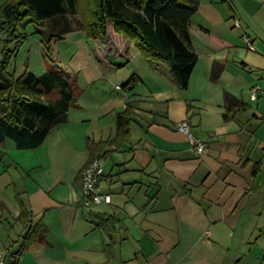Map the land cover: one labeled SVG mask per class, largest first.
<instances>
[{
	"label": "crops",
	"instance_id": "obj_1",
	"mask_svg": "<svg viewBox=\"0 0 264 264\" xmlns=\"http://www.w3.org/2000/svg\"><path fill=\"white\" fill-rule=\"evenodd\" d=\"M189 31L197 61L185 90L163 63L109 32L107 45L95 44L103 76L90 74L79 87L66 121L35 148L0 142L7 261L15 253V264H264V0H200ZM225 92L248 110L224 120ZM127 105V139L101 156L97 191L111 201L84 208L89 145L115 137ZM183 120L207 142L202 153L176 130ZM21 210L46 229L25 251ZM91 213L114 221L100 229Z\"/></svg>",
	"mask_w": 264,
	"mask_h": 264
},
{
	"label": "trees",
	"instance_id": "obj_2",
	"mask_svg": "<svg viewBox=\"0 0 264 264\" xmlns=\"http://www.w3.org/2000/svg\"><path fill=\"white\" fill-rule=\"evenodd\" d=\"M226 2L227 0H221ZM200 0H9L0 7V142L14 141L18 149L35 148L42 143L51 129L66 121L70 108L78 104L80 89L76 77L57 65L54 71L35 75L24 70L18 76L11 70V56L26 34L28 23L41 26L42 37L66 34L72 30L68 16L78 14L81 29L92 39L107 41L108 24L113 31L132 40L141 56L163 63L175 84L182 90L188 86L197 55L191 43L190 19L198 9ZM53 22L50 32L43 27ZM20 29V30H19ZM18 32L16 33V31ZM11 43L15 47L10 49ZM135 77L125 84L130 89ZM57 93L55 99L49 96ZM223 119L235 117L238 111H247L245 103L224 93ZM131 107L116 114L114 138L89 145V164L103 156L106 147L122 144L129 134ZM86 164V165H87ZM83 170V169H82ZM96 227L103 229L114 219L91 213ZM19 220L25 231L19 251H25L35 241L45 237L41 222L32 223L31 215L21 210ZM8 256L6 252L5 257ZM4 257L5 264H15Z\"/></svg>",
	"mask_w": 264,
	"mask_h": 264
},
{
	"label": "rangeland",
	"instance_id": "obj_3",
	"mask_svg": "<svg viewBox=\"0 0 264 264\" xmlns=\"http://www.w3.org/2000/svg\"><path fill=\"white\" fill-rule=\"evenodd\" d=\"M5 1L6 0H0V7ZM67 19L72 30L66 34H57V36L53 37L49 36V33H47L48 35L43 38L40 31H37V29L42 30L43 28L31 22L22 29L26 36L22 42L19 43L16 51L12 53L11 56V70L16 76L21 74L24 70L32 71L38 76L45 72L54 71L52 65H57L65 72L76 77V82L80 89L82 85L87 83L90 74L103 76V71L101 69L102 58L95 44L96 41H99L100 45H107L108 36L106 42H102L100 39L89 38L81 29V19L78 14L73 16L70 15ZM52 26L53 22H47L43 27L45 31L47 30L50 32ZM17 32L18 30L16 33ZM109 32L121 36L124 41L133 42L113 32L111 24H108V34ZM14 47V43H11L10 49ZM1 58L0 55V61ZM96 67L99 68V70H96ZM99 80L100 79H97L96 81L99 82ZM102 82L103 80L100 81V83ZM57 96V93H53L49 96H45V98L55 99Z\"/></svg>",
	"mask_w": 264,
	"mask_h": 264
},
{
	"label": "built area",
	"instance_id": "obj_4",
	"mask_svg": "<svg viewBox=\"0 0 264 264\" xmlns=\"http://www.w3.org/2000/svg\"><path fill=\"white\" fill-rule=\"evenodd\" d=\"M239 20H235V26H239ZM243 39L246 42V45L249 49L254 50V46L252 42L248 38V36L243 35ZM259 86L254 85L250 89V99L252 101L257 99V93L259 91ZM176 130L184 133L191 144L193 145L195 152L200 154L207 147V142L201 141L193 137L190 126L187 120H183L176 124ZM103 166H104V157H98L89 164H87L81 173L82 187L80 192V204L84 208H92L93 205L105 203L108 204L111 201V197L107 193H99L97 191V185L100 182L103 176ZM5 253L0 250V264H5L4 262Z\"/></svg>",
	"mask_w": 264,
	"mask_h": 264
}]
</instances>
